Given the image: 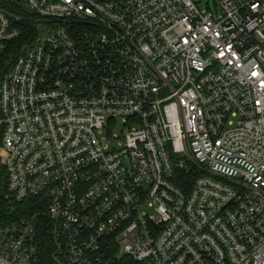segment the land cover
I'll return each mask as SVG.
<instances>
[{"label": "built area", "instance_id": "obj_1", "mask_svg": "<svg viewBox=\"0 0 264 264\" xmlns=\"http://www.w3.org/2000/svg\"><path fill=\"white\" fill-rule=\"evenodd\" d=\"M220 5L0 0V264H264V0Z\"/></svg>", "mask_w": 264, "mask_h": 264}, {"label": "trees", "instance_id": "obj_2", "mask_svg": "<svg viewBox=\"0 0 264 264\" xmlns=\"http://www.w3.org/2000/svg\"><path fill=\"white\" fill-rule=\"evenodd\" d=\"M0 145H1V132H0ZM185 180L188 181L189 184L190 182L192 183V180H190V178L189 179L186 178ZM7 183H8V179H7L6 169L4 167L2 158L0 157V227L12 221L17 214V210L12 209L13 206L10 205V203L5 197L7 190ZM114 264H136V263L128 258L121 257Z\"/></svg>", "mask_w": 264, "mask_h": 264}, {"label": "rangeland", "instance_id": "obj_3", "mask_svg": "<svg viewBox=\"0 0 264 264\" xmlns=\"http://www.w3.org/2000/svg\"><path fill=\"white\" fill-rule=\"evenodd\" d=\"M220 1L221 0H193V2L196 4L197 8L201 12L213 13L215 15V18L220 17L222 14ZM121 127H122V120H119L117 132H119Z\"/></svg>", "mask_w": 264, "mask_h": 264}]
</instances>
